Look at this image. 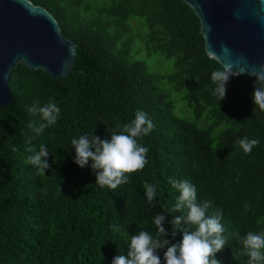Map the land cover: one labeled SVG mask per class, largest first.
<instances>
[{"label": "trees", "instance_id": "trees-1", "mask_svg": "<svg viewBox=\"0 0 264 264\" xmlns=\"http://www.w3.org/2000/svg\"><path fill=\"white\" fill-rule=\"evenodd\" d=\"M31 1L77 52L65 77L23 64L11 72L14 101L0 107V264H111L126 255L128 236L154 232L152 217L171 209L178 193L169 178L194 184L198 201L222 210L220 264H245L233 234L264 231V112L251 99L254 77L233 75L216 102L210 74L223 67L205 53L199 20L183 0ZM52 101L60 117L37 136L28 125L39 117L27 109ZM137 110L155 125L139 141L147 164L117 189L100 188L93 170L73 163L70 141L110 139ZM245 137L259 141L248 154L238 145ZM40 145L49 151L45 175L26 163L28 147ZM145 182L158 185L152 205ZM164 215L171 232L179 213Z\"/></svg>", "mask_w": 264, "mask_h": 264}, {"label": "clouds", "instance_id": "clouds-1", "mask_svg": "<svg viewBox=\"0 0 264 264\" xmlns=\"http://www.w3.org/2000/svg\"><path fill=\"white\" fill-rule=\"evenodd\" d=\"M233 75L236 73L231 66L211 72L210 79L215 85L211 94L216 102L225 99L227 82ZM249 75L254 77L255 87L251 94L254 108L264 112V64ZM27 111L39 117L28 125L38 136L57 123L61 109L52 101L43 106L34 103ZM154 127L148 114L137 110L133 119L124 123L117 133H111L110 139H101L92 133L73 137L70 141L74 149L72 161L80 168L87 166L93 170L95 183L100 188L117 189L129 182L131 173L142 170L147 164L149 149L139 141L148 136ZM31 139L29 137V143ZM258 143L257 139L247 137L238 141L245 154L250 153ZM27 150L33 154L27 157L26 163L34 166L38 175H45V170L50 167L47 146L40 145L39 151L32 147ZM168 183L178 193L171 209L164 212L179 213L169 221L171 232L164 227V213H157L151 220L155 231L140 230L128 236L126 255H115L111 264H220L215 254L227 243L222 210L218 207L213 209L211 200L198 201L197 188L189 181L169 178ZM143 190L146 202L152 205L157 197L158 185L145 182ZM209 209H213L210 214ZM113 230L119 232V227L115 226ZM177 230L181 234L179 241L171 242L165 238L170 236L174 239ZM233 235L240 245L239 256L247 258L245 264H264V231H249L244 235L236 232ZM158 250H163V259Z\"/></svg>", "mask_w": 264, "mask_h": 264}, {"label": "water", "instance_id": "water-1", "mask_svg": "<svg viewBox=\"0 0 264 264\" xmlns=\"http://www.w3.org/2000/svg\"><path fill=\"white\" fill-rule=\"evenodd\" d=\"M183 2L199 20L205 53L220 66L251 76L264 64V0ZM76 52L46 8L31 0H0V107L14 101L10 76L19 64L57 79L71 72Z\"/></svg>", "mask_w": 264, "mask_h": 264}]
</instances>
